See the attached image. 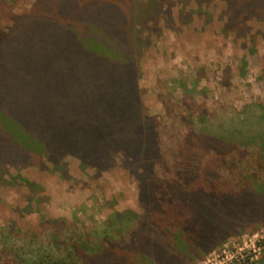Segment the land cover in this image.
Masks as SVG:
<instances>
[{"label":"rangeland","instance_id":"1","mask_svg":"<svg viewBox=\"0 0 264 264\" xmlns=\"http://www.w3.org/2000/svg\"><path fill=\"white\" fill-rule=\"evenodd\" d=\"M35 2L0 0V32L9 33L16 15L28 13ZM71 2L63 0V5L67 7ZM173 2L172 23L164 17L156 27L150 26V31H142L136 52L108 47L106 53H116L122 62L132 58L137 63L143 109L155 119L165 161L154 176L167 183L160 186L165 188L158 189V195L162 197L168 185H181L178 188L184 190L203 189L198 196L201 201L192 199L199 213L197 221L214 218V234L222 227L232 230L234 224L264 216L263 209L255 210L260 205L263 208L262 198L246 193L236 200L233 196H210L215 182L217 186L229 184L219 189L220 193L230 190L237 185L238 175L256 167L252 160L260 153L258 147L248 144L243 135L232 134L236 127L244 132L264 128L259 120L264 114V20L249 18L246 31L239 35L225 27L228 18L223 0L201 7L195 0L186 4L181 0ZM183 11L191 14L187 20L181 19ZM14 41L18 45L17 41L23 40ZM7 46L14 51L11 56L20 59L18 78L31 82L27 65L30 58L25 49L16 53V45ZM14 78L13 73L0 70V96L6 95L11 88H7V82ZM12 100L22 106L20 98ZM3 124L8 133L12 132V138L21 140L27 135L23 132L25 127L24 134L18 137L15 126L10 122ZM221 131L233 137L234 145L229 147L228 143L226 154L219 142L210 140ZM43 156V166H8L0 171V264L12 255L11 251L30 253L33 247L50 250L54 241L69 234L92 236L94 244L103 243L105 238L114 242L129 240L130 232L143 222L134 216L145 214L136 177L142 174L126 167L121 152L116 165L103 172L70 156L58 168ZM213 170L216 176L208 174ZM178 188H169V198L172 190ZM161 200L158 204L167 220L184 222L194 217L187 203L179 199L170 202L165 197ZM65 228L72 233L65 232ZM178 230L170 228L172 232ZM241 230L229 231L208 252L195 247L192 238L182 234L173 251L191 254V260L185 258L184 264H264V224Z\"/></svg>","mask_w":264,"mask_h":264},{"label":"trees","instance_id":"2","mask_svg":"<svg viewBox=\"0 0 264 264\" xmlns=\"http://www.w3.org/2000/svg\"><path fill=\"white\" fill-rule=\"evenodd\" d=\"M181 1L186 4L193 0ZM195 1L201 7L213 0ZM223 1L227 7L228 32L237 31L240 35L246 31L249 18L264 20V0ZM173 5V0H72L65 7L63 0H36L28 13L16 15L9 33L0 32V65H3L0 70L15 75L7 82L9 91L0 96V171L8 166L24 168L37 163L43 166V155H46L58 168L70 156L103 172L116 165L121 152L126 167L142 174L136 177L145 212L141 217L134 216L143 222L130 232L129 240L122 238L114 242L105 238L103 243L94 244L92 236L69 234L54 241L50 250L33 247L30 253L11 251L12 255L3 264H184L185 258L191 260V254L173 251L175 241L180 242L182 234L192 238L195 247L208 252L229 231L241 232L247 226L264 224V216H259L234 224L232 230L222 227L220 232L212 234L214 218L206 221L202 217L197 221L199 213L194 208V200L201 201L198 196L203 194V189L184 190L178 188L181 185H168L161 193L170 202L179 199L190 205L194 215L191 220H167L158 204L162 197L157 190L165 188L160 186L167 183L154 176L165 161L155 119L143 109L137 63L132 58L122 62L116 53L107 55L106 49L115 47L136 52L142 31H150V26L156 27L164 17L172 23ZM190 15L183 11L181 19L187 20ZM13 40L23 41H17V45ZM8 43L17 46L16 53L25 49L29 55L31 82L18 78L20 59L11 56L14 51ZM13 98H20L22 106ZM248 120L246 116L245 121ZM259 120L264 124V114ZM3 122L15 126L18 137L23 132L27 135L21 140L12 138V132L10 135L5 130ZM237 129L233 137L239 133L248 144L258 147L260 153L252 160L256 167L238 175L237 185L230 190L220 193L219 189L229 184L217 186L215 182L208 195L233 196L236 200L246 193L264 201V128L249 132ZM219 134L210 140L219 142L226 154L228 143L229 147L234 145L233 137L227 131ZM208 174L216 176V171ZM169 188H178L172 190L170 198ZM259 209L264 210V203L263 208L260 205L255 210ZM170 228L179 230L172 232ZM65 232L72 233L66 228Z\"/></svg>","mask_w":264,"mask_h":264}]
</instances>
